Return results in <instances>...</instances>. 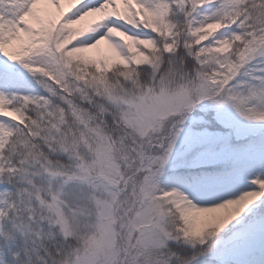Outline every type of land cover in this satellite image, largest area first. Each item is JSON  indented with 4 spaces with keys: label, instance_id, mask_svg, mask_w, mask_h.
<instances>
[{
    "label": "snow or ice",
    "instance_id": "1",
    "mask_svg": "<svg viewBox=\"0 0 264 264\" xmlns=\"http://www.w3.org/2000/svg\"><path fill=\"white\" fill-rule=\"evenodd\" d=\"M0 264H264V0H0Z\"/></svg>",
    "mask_w": 264,
    "mask_h": 264
}]
</instances>
